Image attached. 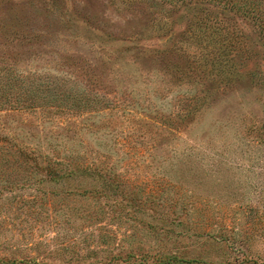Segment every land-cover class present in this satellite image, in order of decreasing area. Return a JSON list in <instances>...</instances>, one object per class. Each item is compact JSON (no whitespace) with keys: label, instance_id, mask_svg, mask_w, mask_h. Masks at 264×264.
Instances as JSON below:
<instances>
[{"label":"rangeland","instance_id":"obj_1","mask_svg":"<svg viewBox=\"0 0 264 264\" xmlns=\"http://www.w3.org/2000/svg\"><path fill=\"white\" fill-rule=\"evenodd\" d=\"M226 3L0 0V264H264V0Z\"/></svg>","mask_w":264,"mask_h":264},{"label":"trees","instance_id":"obj_2","mask_svg":"<svg viewBox=\"0 0 264 264\" xmlns=\"http://www.w3.org/2000/svg\"><path fill=\"white\" fill-rule=\"evenodd\" d=\"M225 1V0H224ZM226 4L225 5H229V3H231L232 5L236 6V0H226ZM60 161H55V160H51L49 159L48 161H46V163L44 164V168L47 169V173L50 175V180H59L60 177H62V173L60 172L58 166L60 165ZM70 174H72V171H69V176H71ZM176 259L175 256H170L167 258V262L170 260V259ZM171 261V260H170ZM3 264V262H2ZM20 264V263H19ZM159 264H162V263H159ZM164 264V263H163ZM168 264H171V262H168Z\"/></svg>","mask_w":264,"mask_h":264}]
</instances>
